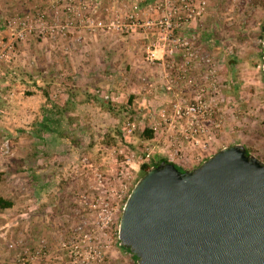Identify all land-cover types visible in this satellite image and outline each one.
Instances as JSON below:
<instances>
[{
  "label": "rangeland",
  "instance_id": "1",
  "mask_svg": "<svg viewBox=\"0 0 264 264\" xmlns=\"http://www.w3.org/2000/svg\"><path fill=\"white\" fill-rule=\"evenodd\" d=\"M70 7L78 10L70 14L67 12ZM97 7L102 10L99 12ZM200 7L204 10L197 15ZM37 12L44 15V34L27 35L24 41L16 43L10 59L0 63V185H12L8 194L14 201L24 196L25 205V219L19 228L23 233L18 231L15 237L3 235L0 239V255L8 252L9 264H14L20 253L32 255L38 251L41 257L36 264H137L119 248L117 226L124 203H118L115 197L117 176L120 171L128 173L135 185L141 179L142 165L165 158L167 138L155 131L152 140L141 137V131L151 125L147 116L153 113L160 119L159 115L165 112L167 119L175 120V105L194 103L202 89V99L211 105L216 119L221 120L215 141L206 152L207 158L223 148L243 145L254 156L257 147L260 150L257 158L264 162V80L260 56L264 50V0H194L189 12L180 8V0H0V40L10 37L9 24ZM170 14L174 28L166 41L162 29L144 26L146 21L156 23ZM192 23L197 24L195 32L187 31ZM142 31L154 34L143 66L159 69L156 79H161L156 82L155 95H148L147 100L135 97L131 112L121 114L115 121L101 116L98 123L100 118L92 120L91 116L86 118L87 122L84 114L72 116L70 129L76 134L56 138L55 166L49 163L48 156L41 157V174H36L38 170L32 167L20 168L22 148L29 146L28 138H32L33 131L37 132L36 122L47 103L54 104L57 110L55 107L66 99L82 101L94 89L93 95L104 103L126 107L134 85L140 84L131 79L132 71L126 69L125 63L120 67L119 61L114 62L107 55L104 62L90 60L94 52L88 39L103 33L107 39L113 36L127 41ZM180 38H194V50L214 60L217 94L211 93L210 80L206 79L209 67L199 61L190 63L185 81L177 79L185 58L171 40ZM151 51L156 53L153 63L146 58ZM163 52L168 55L176 52L181 59L177 62L170 58L162 65ZM7 71L10 79L19 71L38 78L23 87L15 81L4 84L6 80L2 77ZM37 85L48 92L50 101H45L39 91L41 102L21 110V100L25 98L22 91L36 94L33 90H38ZM166 87L185 91L187 96L182 100L174 97L164 100L163 94L166 98L170 96ZM106 95L110 96L109 101L104 99ZM128 123L138 126L131 136L125 137ZM89 133L94 134V139H89ZM40 134L46 135L42 131ZM108 136L114 140L111 146L106 145ZM24 137L25 140H20ZM147 153L151 155L149 164L145 161ZM194 156L189 154L191 159ZM195 163L189 161L185 170L197 168ZM18 170L22 171L20 175L16 174ZM35 178L42 185L33 184ZM22 183L25 185L17 189L16 185ZM6 220L3 231L10 234L11 227L17 229L16 222ZM32 229H39L34 236Z\"/></svg>",
  "mask_w": 264,
  "mask_h": 264
},
{
  "label": "water",
  "instance_id": "2",
  "mask_svg": "<svg viewBox=\"0 0 264 264\" xmlns=\"http://www.w3.org/2000/svg\"><path fill=\"white\" fill-rule=\"evenodd\" d=\"M118 239L138 264H264V162L243 145L185 174L162 161L133 187Z\"/></svg>",
  "mask_w": 264,
  "mask_h": 264
},
{
  "label": "built area",
  "instance_id": "3",
  "mask_svg": "<svg viewBox=\"0 0 264 264\" xmlns=\"http://www.w3.org/2000/svg\"><path fill=\"white\" fill-rule=\"evenodd\" d=\"M194 0H180V8L182 10L189 12ZM204 5L205 3H201ZM84 9V7H82ZM78 8L70 7L67 12L70 14L74 13ZM203 7L197 11V15L202 14ZM146 27L157 26L165 32V41L168 40L171 31L173 30V23L171 21V14L165 16L162 20L156 23L146 21L144 24ZM181 27V25H180ZM9 29L11 30V35L5 41L0 40V63L7 62L10 59L11 51L14 49L16 43L25 40L27 35L32 33H38V35H43L45 28L44 15L41 12L35 13L32 17L26 16L14 25L9 24ZM194 39V38H193ZM192 39V40H193ZM188 38L172 39L171 44L174 48L180 47L183 52V57L185 58L181 69L178 70V80H186V70L193 60L199 61L206 64L209 69L206 72V79L209 81V87L213 95L217 94V86L215 80L216 65L214 60L209 55H200L196 50H194L192 41ZM147 60L153 63L156 60L155 51L148 52ZM204 90L197 93V100L191 104H177L175 105L174 112L176 113V119H167L165 112L159 115L160 119H156L153 113H149L147 116L149 129L155 132L161 133V135L166 139L168 143L167 153L164 159L166 162L173 164L183 170L190 161L191 164L194 162L195 166H200L204 163L207 158L206 152L209 150L211 144L215 141V133L220 129V118L210 109L211 105L206 104L202 99V94ZM104 99L109 101L110 96H104ZM118 98L116 97L115 100ZM113 100V98H111ZM214 102V98L212 99ZM138 124L128 123L125 127V137L131 136L136 130ZM7 143L4 145L7 147ZM195 155L193 159L189 157ZM150 153L146 154L145 161L150 163ZM117 183L119 184L118 190L115 193V197L118 203L123 201L125 205L133 187V182L128 173L120 171L117 176ZM135 181V180H134ZM124 206L122 207L123 210ZM119 229V224L117 226ZM41 253L38 251L35 254L20 253L14 264H36V261L41 257Z\"/></svg>",
  "mask_w": 264,
  "mask_h": 264
},
{
  "label": "crops",
  "instance_id": "4",
  "mask_svg": "<svg viewBox=\"0 0 264 264\" xmlns=\"http://www.w3.org/2000/svg\"><path fill=\"white\" fill-rule=\"evenodd\" d=\"M117 6V4H116ZM97 10L100 12L102 10L98 9ZM197 24L196 23H192V25L189 26V28L187 29V31L189 32H195L197 31ZM154 34L147 32V31H142L139 34H136L132 39H128L127 41H123V39H118L115 38L113 39V36L110 37L109 39H107V35H104L103 33H98L97 35L93 36V37H89V47H91V51H93L94 53L89 54L90 56V60L96 62V63H100V62H104L106 59V55L107 57H109L111 60H114V62L119 61L120 62V67L125 63V67L128 70H131L132 75L130 74L131 79H135L137 80V82L140 84V86L136 84L134 85L132 92L129 95V100H131V104L130 107H134V99L135 97L138 98L139 96L144 97V99L147 98L148 95H155L156 90H157V85L156 82L158 80L161 79L157 78V72H158V68H151V67H147V66H143V57L144 54L147 50V46L154 41V38L152 37ZM214 40V44H215V39ZM217 40V39H216ZM110 42V43H109ZM165 46V45H164ZM34 49L36 48L35 44H34ZM39 47V46H38ZM159 55H161V51L160 49L158 50ZM165 52H163L164 54ZM20 57V55H18ZM174 56V57H173ZM164 59H162V65L166 64V62H168L171 59H175L177 62L181 59L180 55L178 53H174V55H168V53L166 52L163 55ZM147 67V68H146ZM162 71V70H161ZM161 71L159 72V76H161ZM16 74V73H15ZM17 76L14 77V79H10L11 75H10V71H7L6 74H3L2 80L5 81L4 84H9V82H13L15 81L16 83L26 86L28 83L30 82H35V79L38 78L37 76H26L24 75V73H22L21 71H19V74H16ZM94 75V74H93ZM92 75V76H93ZM134 75V76H133ZM91 76V78H92ZM127 76V75H126ZM152 79H156L154 81V84H151ZM164 79V78H163ZM40 82V77L39 79L36 80V84H39ZM142 82H144V86H142ZM165 82V79H164ZM113 83V84H117ZM126 84V83H125ZM20 85H18V87H20ZM166 85V83H165ZM9 86V85H8ZM36 88L38 90L35 91V89L33 90L32 95H29L28 91H22V93L25 95V98L21 100V104L23 107H21V110H24L26 107L28 108L29 104L35 103V102H41L39 101V97L37 95V92L42 91L43 95H44V100L48 102V100L50 101L49 98V94L47 91H45V89L40 88L39 85L36 86ZM131 89V88H130ZM167 89V93L168 95H170L169 97H165V95L163 94L164 100L165 99H169L171 97H174L175 99H180L184 98L187 96V93L185 91H175L174 89H170L168 87H166ZM165 89V90H166ZM149 90V91H147ZM94 89H90L88 92V95H86V97L82 100L79 101V99H77V101H71L70 107H74V109H76V113L73 114H68L66 116H64V118L66 119L65 121L67 122L68 118L67 116H71L70 118H72V116H77V114L79 116L82 117V115L84 114L85 116V121L88 122V120L86 118L89 117H93V118H89L92 120H95V118H100V120L98 121L101 122L102 118L101 116H104L105 119H113L114 118L108 113V112H104L97 103H95V99L93 93H94ZM158 93V92H157ZM86 94V93H85ZM91 94V95H90ZM190 97H192L191 93ZM52 95V94H51ZM96 98L100 99V97ZM147 100V99H146ZM50 107H52L51 109H49ZM58 107H62V104L59 105ZM56 108V107H55ZM45 110L47 112H45ZM56 111L54 109V104L51 106L49 103H47L46 106H43L42 109V116L39 118V120L36 122V126H37V132L34 133L33 131V135L32 138H28L29 141V146H24L22 148V150L24 151V155L21 156V160H20V165L23 170L26 168H33L38 170V173L36 174H41L42 172V162L43 160H41V157H45L44 152L47 153V155L49 154V157H51L50 159H48L49 163L54 165L55 162V157H56V147H54V143L56 141L55 137H48V135H41L40 132V128H41V123L44 121L45 116H47L49 114V116H53L54 114H50L51 112ZM29 112V110L27 111ZM23 114L24 117V111L21 112ZM48 113V114H45ZM22 117V119H24ZM27 118V116H26ZM84 118V117H83ZM4 120V118L2 119ZM8 120V119H7ZM91 120V121H92ZM104 121V119H103ZM115 121V120H114ZM1 122V121H0ZM2 123V122H1ZM45 133V132H44ZM19 134H22V131H19ZM29 134V133H27ZM26 134V135H27ZM25 135V134H23ZM47 138V140H50V144H49V150H45V148H48V144H44V141ZM19 140V138H18ZM20 140H25L24 138H20ZM41 146V148H40ZM255 149V155H257L260 153V150L257 149V147H254ZM260 157V155H259ZM31 159V161H30ZM37 159V161H35ZM46 159V158H44ZM35 161V162H34ZM2 172V171H1ZM19 172L21 173V170L16 171V174ZM17 174V175H18ZM20 175V174H19ZM41 179H43V177H41ZM33 181V180H32ZM40 179L35 178L33 181V184H39L42 185V182H39ZM25 185V183H22L21 185H16L17 189H19V187ZM12 185H0V199L4 200V201H10L12 202V207L11 208H7V209H0V239L3 237V235H7V237L12 236L15 237L16 232L19 231V228H22L23 225V221L25 219V213H24V196H21V199H17L16 201H14L10 195L8 194L9 188ZM21 193V191H20ZM6 218L9 221H15L16 222V226L15 228H17L16 230L14 229V227H11L9 230V233H6V231L4 230V224L6 220ZM33 227V226H32ZM37 230L39 229H32V235L34 236L35 232H38ZM21 234L23 233L22 230L20 229L19 231ZM1 251V250H0ZM7 254H1L0 255V264H9L8 262V258H9V253L6 252Z\"/></svg>",
  "mask_w": 264,
  "mask_h": 264
},
{
  "label": "trees",
  "instance_id": "5",
  "mask_svg": "<svg viewBox=\"0 0 264 264\" xmlns=\"http://www.w3.org/2000/svg\"><path fill=\"white\" fill-rule=\"evenodd\" d=\"M263 31H264V27H263ZM261 58L263 59V51L261 53ZM234 63V61H231V64ZM97 95L94 96L95 99V103L98 104V106L104 111V112H108L114 119L115 118H119V116H121V114H127L128 112H131V100L128 101V104L126 105V107H122L120 108L118 105L113 104L111 102L108 103H104L103 100H100L98 98H96ZM98 97V96H97ZM71 104V99H66L64 101V103L62 104V107H56L57 110L55 113L51 112L50 114H54L52 117L47 115L45 116L44 121L41 123V128L40 130L42 132H45L48 137H71L73 134H76V132H74V129H70L71 126V116H67L68 120L67 122L65 121L66 119L64 118V116L68 115V114H72L73 112H77L76 109H74V107H70ZM73 118V117H72ZM122 136L123 133L121 132ZM154 133L152 130L150 129H145L143 131H141V137L145 140V141H149L152 140L154 138ZM44 141V144H48V148H45V150H49V144H50V140H47V138ZM89 139H94V134L93 133H89ZM106 142H107V146H111V142H114L113 139L109 138V136L106 138ZM105 142V143H106ZM246 149V148H245ZM246 153L247 154H251V152L246 149ZM44 155L46 157L49 156V154L47 155V153L44 152ZM253 155V154H252ZM257 157V156H256ZM36 161V160H35ZM34 161V162H35ZM162 161H166V159L161 158L158 161L151 163L149 165L144 164L141 166V178L153 167L158 166ZM173 165V164H171ZM55 166V165H54ZM174 167H176L181 174H185V172H187L188 170H183L175 165H173ZM53 167V165H52ZM50 169V168H49ZM0 180H1V176H0ZM12 202L10 201H4L2 199H0V209H7V208H11L12 207ZM119 248L121 249V251L123 253H128L131 255V257L133 258L134 261L137 262L138 264V259L137 257L127 248L123 247L120 245L119 242Z\"/></svg>",
  "mask_w": 264,
  "mask_h": 264
}]
</instances>
